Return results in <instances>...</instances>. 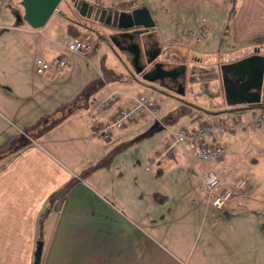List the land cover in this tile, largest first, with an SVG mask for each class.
<instances>
[{"label": "crops", "instance_id": "1", "mask_svg": "<svg viewBox=\"0 0 264 264\" xmlns=\"http://www.w3.org/2000/svg\"><path fill=\"white\" fill-rule=\"evenodd\" d=\"M198 1L199 0H168L169 5L183 7L188 12L194 10ZM207 2L211 5L209 8L211 12H220V10H225V8L228 9V7L230 12L229 0ZM235 6L236 9L234 14L231 16L230 13H228L227 16L229 23H227L228 27L226 31L230 40L228 42L229 45L230 43L237 45V47L254 45L256 48L249 54L253 52L264 54V0H236ZM130 7H136L148 12L153 21V25L147 30L141 32H135V29L128 30L130 32H135L133 40L140 44L142 51L144 47L146 48L147 55H150L157 47H160L157 59L164 63L171 61V67L182 62V64L186 65L184 74L187 76H189V74L192 75L191 71L194 70L195 66L198 64L197 62L202 64H198L199 67H206L210 55H204L205 57L203 56L202 60L200 57L196 56L194 58L196 61H187L184 63V59L182 58L183 53H190V50L185 52L187 45L185 48L178 46L180 47L179 50H182L181 53L178 50V53L175 52V54L165 55L164 58L161 57V53H167L166 51L172 50L171 45L173 46L175 43L188 44V42H185L183 37H181L186 28L180 33L171 34L174 17L172 18L168 12L161 14V17L156 19L153 16L154 11H150L148 6L144 3H140L139 0ZM185 19L189 21V23L196 22L194 17L190 15ZM205 22L206 19L201 18V20L197 22V26L199 27L198 31H194L195 33L192 32L201 42L203 38L207 37L209 29L208 21L206 25ZM109 27L111 30L115 29V33H117L119 29L113 25ZM201 32H204V34H201ZM220 38L223 37L220 36ZM117 39H119V41L124 39L128 41L127 37L120 34L117 35ZM213 43L215 44V41H213ZM215 45L218 47L214 46L216 48L211 50L213 46L212 42L209 40L206 44H202L201 48H198V50L204 54L214 53L218 55V51L215 49H219L222 44L216 43ZM260 48L262 50H260ZM122 51L127 58V56H129L127 52L124 50ZM148 52L151 53L148 54ZM59 54L61 53H57L46 59H53ZM180 55H182V57L178 59ZM190 64L192 70L190 69L189 71ZM209 64L215 67V69L216 66L219 67L216 62L214 64ZM127 67L126 65L125 71L123 70L122 72V75L125 77L127 76V72L131 77V81L127 83L135 82L138 85L140 84L141 86L148 87V85H145L146 82H144L147 80L142 78L139 79L134 75L132 76L133 71ZM5 70L11 72L12 67H8L6 64ZM226 77L230 80L233 78V75L227 71ZM40 80L44 79L41 78ZM214 81V78L203 82L196 79L195 81H191L190 84L198 86L197 92L201 94L200 96L202 98L205 96L203 95L205 93L210 96L212 95L210 101L214 102L218 98L217 93H209L202 87V85H210L212 88L214 86ZM5 82L6 84L0 83V86L5 88V90L0 89V123L13 126V121L9 122V119H13L15 116V99L10 96L7 91L10 90L14 80L11 77H6ZM44 82H46V80L40 82V87H44ZM121 83L122 82L119 81L105 82L93 96L87 98L82 104V107H85L86 111V117L84 119L86 131L88 136L94 140L90 139L91 141L88 145L78 143V148L87 146V153L94 155L92 160L89 158L83 161L81 160V156L79 158H74L73 154L69 153L70 164H68V166L63 162V158H59L49 146L44 144V140H39L45 132H42L43 134H38V137H29L28 139L30 142L28 144L0 159V264H36L37 258L35 256V248L39 238L40 228L38 214L45 204L47 195L65 182L70 174H72L71 176H77L83 169L105 158L107 151L110 149V139L114 135H118V132H120L122 128L128 127L131 123L129 122L125 126L117 128L118 130L116 128L113 129L107 138L99 136L93 137L91 132L90 134L92 136L89 135V130L91 131L94 124L108 121L117 108L128 106L134 95L142 93L139 88L138 90L126 89L120 85ZM192 88H190V90ZM158 90L159 89L156 91ZM20 91L23 93L22 90ZM158 92H160V90ZM109 93L115 94V101L110 105L104 108H96L92 105L98 98ZM170 95L174 96L173 94ZM183 96L180 97L181 99L176 96V98H178V103L184 100L185 97ZM261 98L259 102H261ZM192 103H194V101H192ZM253 103L254 102L240 104L252 105ZM234 105L238 104H227L228 107L220 108V110H209L208 114L212 117H216L220 114L216 113V111L231 112ZM258 105L263 107V103H259ZM173 108V106H169L167 113ZM200 108L204 109L203 107ZM75 113L76 110H72L65 118L55 125V128L61 125H68L70 127L73 123L76 125L77 120L70 121L75 118L73 117ZM186 116L188 115L184 117ZM146 117L148 116L143 115L138 117L132 123L138 122L140 118L144 119ZM202 117L198 119L200 120ZM228 117L229 116H227V118ZM188 118L190 119V116H188ZM31 124L33 123L28 125ZM160 124H162L161 119L160 121L155 120V126H159ZM195 125L196 124L193 122L190 123V126ZM71 129H73V127ZM78 130L79 129L71 131L75 139L79 138L77 136ZM259 130L263 132L264 127L259 128ZM3 131L4 127H0V134H2ZM236 134H238L236 136H239L238 139H243L240 137L241 133ZM39 135L41 136L39 137ZM230 135L233 138V134L231 133ZM219 136L221 141H223L224 137H227L226 134ZM49 142H53L52 144L57 145L62 142V139L54 138L50 139ZM165 143H168V140H165L163 145H165ZM228 143H225V145H228ZM185 144L186 145H182L180 148L181 151L184 154L186 152L191 154V147L188 143ZM233 148L234 147H232V149ZM174 152H176L175 149L170 156H165L163 158L171 160ZM174 156H176V154ZM261 156L262 159H264L263 154H261L260 157ZM222 158H224V156ZM222 158L215 161H220ZM209 161L210 162L204 166L203 172L213 163V160ZM257 161L258 160L255 162ZM257 163H259V161ZM217 170L215 171L221 173L220 170H222V168H217ZM233 171L235 170L233 169ZM225 172L226 171L223 173ZM231 174L234 173L231 172ZM201 175L199 177V185ZM152 176L153 175L140 177V175H135V179L140 183L136 184L138 189L142 188L143 183L146 186L145 193L147 198H149L147 200H143V197H139L137 193H128L126 195H124V192H120V195H116L115 193L106 194L99 189L98 183L100 179L98 177L88 179V176L87 178L83 177L79 179L65 194L63 199L54 204L53 209L42 222L40 234H42L41 236L43 237L44 243L47 245L42 264H264V222H248V220H246L248 217L245 215L247 211L240 213L241 210H246L250 207L249 205L252 204L250 202H252L254 198L260 200L257 195L253 194L251 184H249V190L245 196L240 197L238 195L232 203L220 210L214 209L207 204L205 193L198 186L199 190L204 195L202 198L204 212L199 214L202 208L199 207V209H196L198 205L195 203L193 197L190 207L186 209H176V211H173L171 207H166L164 210H166V213L169 211L170 215L165 219L164 214H162V220L157 221V217L155 216L156 210H159L156 209V207H159V205H157V199L163 198L164 194L163 196L156 194L157 186L155 183H152ZM248 179L250 183L251 178ZM252 209H254V207ZM171 213H175L176 217L171 218ZM48 220L50 224H47Z\"/></svg>", "mask_w": 264, "mask_h": 264}, {"label": "rangeland", "instance_id": "2", "mask_svg": "<svg viewBox=\"0 0 264 264\" xmlns=\"http://www.w3.org/2000/svg\"><path fill=\"white\" fill-rule=\"evenodd\" d=\"M207 1L216 2V0H199L194 10L188 12L183 7L169 5L168 0H139L140 3H144L148 6L150 11H154L153 16L156 19L158 17L160 18L161 14L165 12H168L172 18L174 17L171 34L180 33L186 28L183 36L180 35L188 44L175 43V45H171L172 50L166 51L167 53L162 52L160 55L161 57L164 58L165 55L175 54V52L178 53L180 47L185 48L187 45L185 48L186 51H184L187 52V50H190V53H183V57L182 55L178 57V59L182 57L184 63L187 61H196V59H194L196 56L200 57L201 60L204 55H210V58L205 68L198 66V64L202 65L201 63H196L197 65L194 68L195 76L191 74L187 76L184 74L185 71L183 74H179L178 81L175 83H179V85L172 84V82L168 80L167 82L144 81L146 82L145 85H148V87L141 86L140 84L139 86L135 82L127 83L131 81L130 78H128L129 81L127 80L126 82L119 81L122 82L120 85L126 89L138 90L139 88L141 92L148 97L155 98L159 102L158 104H160V119L162 124L155 126V119L148 115V117L144 119L140 118L138 122L132 123L135 120L131 121L128 127L122 128L120 132L117 131L119 134L116 136L114 135L110 139V149L107 151L106 157L97 161L99 163L95 162L91 164L89 168L92 169L85 177L87 178L89 176L88 179L98 177L100 179L98 183L99 189L106 194L115 193L116 195H120V192H124V195H126L128 193H137L139 197H143V200H147L149 198H147L145 193L146 186L143 183L142 188L138 189L136 184L139 182L135 179V175H140V177L153 175L152 183H155L157 186L156 194L161 196L164 194L163 198L157 199V205H159V207H156V209H159L156 210L155 215L157 221L162 220V214H164L165 219L170 215L169 211L166 213V210H164L166 207H171L173 211H176V209H186L192 205L191 199H193V197L195 203L198 205L196 209H199V207L202 208L199 213L201 214L204 212L202 202L204 195L198 188L199 177L203 172L204 166L210 161L200 160L189 152L184 154L180 148L182 145L186 144L181 143L176 145V152L173 154V159H158L155 164L150 166L149 170H146L145 166L148 164L149 158L154 156L156 150L163 146L164 141L170 139L171 130H176L179 127H188L192 122L196 125L212 124L215 126L219 121L226 123L232 117L237 116L240 118L238 119V126L236 129L229 131L224 129L220 130L218 128V139H220L219 135L225 132L227 136L224 137L222 141L225 147L224 158L220 161L213 160V163L208 166V169L217 170V168H222L223 172L226 171L225 173H219L217 172L218 170L216 172L223 178L230 177L231 180L238 179L242 174H248L247 172L250 171L249 177H252L250 183L247 178L248 183L252 186L253 194L257 195L260 200L254 198L253 201L250 202L252 203L249 205L250 207L246 210H241L240 213L247 211L245 215L248 217L246 219L248 222H264V159H262V156L260 157L261 154L264 156V131L262 132L259 130V128H263L264 125L259 123L258 125L251 124L249 126V124H247L252 114L264 111V108L258 105L259 103H263L262 98L261 102L254 104V106H256L254 108L249 107L247 104H238L233 107L231 106V112L221 110L223 112H220L219 116L216 117L207 114L200 120L196 118L192 121L188 116H181L173 121H167L168 119L164 117L167 114L168 107H175L178 103V98H176V96L180 98L184 95V100L189 102L194 101L196 105L208 111L220 110V108L228 107L225 102V95L220 77L222 64L225 63V61H232L248 55L256 48L254 45H249L247 47H237V45L232 43L229 45L228 42L230 40L226 31L228 27L227 23H229L227 19L229 7L228 9L225 8V10H220V12H211L209 11L211 5ZM104 2L105 4L101 7L106 8V6H108V9H112L114 8L113 5L116 4L118 0H104ZM74 3L75 2L71 0H61L58 8L60 11H64L65 16L60 13V11H55L42 27H33L26 23L23 18L24 10L21 0H11V2L0 6V83L6 84V77H11L14 80L13 85L7 93L15 99V116L13 119H9V122L13 121V126L0 123V127H4L3 133L0 134V142L11 134L17 132L24 133L22 129L26 127V125L36 123L40 116L53 111L61 102L75 97L90 79L102 75L106 68L110 67L116 73L122 74L127 65L130 70L133 71L129 63L130 55L127 53L129 56L126 58V55L122 53L123 51L118 49L110 39V36L115 34V29L111 30L109 24H105L102 21H95L91 16L85 17L80 15ZM128 9L130 10V8ZM128 9L127 11H129ZM189 15L194 17L196 22L189 23V21L185 19ZM201 18H205V25L207 21L209 25L207 37L203 38L202 42L195 37V34H192V32L195 33L198 31L199 27L197 26V22L201 20ZM69 21H77L81 24L76 25L79 34L71 37H76L89 46L84 52L68 51L61 45V41L66 36V25ZM220 36L223 38H220ZM209 40L212 42L213 46L211 50L216 48L214 47L217 46L215 45L216 43L222 44L219 49H215L218 51V55L214 53L204 54L198 50V48H201L202 44H206ZM213 41H215V44ZM260 50L262 49L260 48ZM179 52L181 53L182 50H179ZM57 53L67 54L68 66L64 67L60 72L51 74H40L35 71L34 62L37 56L47 58ZM141 62H145V57L141 56ZM152 62L150 64H152ZM215 62L219 65V67L216 66V69L209 64H214ZM6 64L8 67H12L11 72L5 70ZM164 66H171V61L164 63ZM190 69L192 70L191 64L189 65V71ZM211 74L216 75L214 78L216 81H214V86L211 84L213 86L212 88L210 85H202V87L209 93H217L218 98L214 102L210 101L212 95L210 96L205 93L203 94L205 96L202 98L200 96L201 94L197 92L198 86L190 84V82L193 81L191 80L192 77L200 79V77ZM127 75H129L128 72ZM133 75L141 79L140 74H134V72H132V76ZM41 78L46 80V82H44V87H40V82L44 81L40 80ZM206 80L211 79H200L201 82ZM149 86L159 89L160 92H158L159 90H153V88ZM190 88L192 89L190 90ZM0 89L5 90L2 86H0ZM19 89L22 90L23 93ZM170 94H173L175 97ZM93 95L94 93L89 94L87 97L90 98ZM87 97L85 95L83 96L84 99H77V104L73 109L76 110V113L73 115L75 118L70 120H77L76 125L74 123L71 125L73 129L68 125H61L56 128L53 126L44 129V134L40 132L43 134L42 136L39 135V137L41 136L39 140H44V144L49 146L59 158H63V162L67 165L70 164L69 153H72L74 158H79L81 156V160L83 161L89 158L92 160L94 156L91 153H87V146L78 148V143L88 145L91 140H94L88 136L84 124L86 111L85 107H82V104ZM233 108H240V110H233ZM59 112L60 111H56L54 114L58 115ZM227 116L229 117L227 118ZM50 120L51 117H48L46 120L38 122L35 125L33 124L34 126L31 131L38 132L39 129H42L44 123H48ZM242 127L245 130H241ZM77 129H79L77 134L79 138L75 139L71 131ZM90 132L89 130V135H91ZM231 133L233 134V138L230 135ZM236 133H241L240 137L243 139H238L239 136H236L238 135ZM28 137H32V135ZM54 138H60L62 142L57 145L52 144L53 142H49L50 139ZM225 143H228V145H225ZM166 144L167 143H165V145ZM232 147L234 148L232 149ZM175 154L176 156H174ZM256 160H258L259 163H257L258 161L255 162ZM233 169L235 171H233ZM231 172L234 174H231ZM71 175L72 174H70L67 180L71 178ZM205 197L207 200L206 193ZM253 207L254 209H252ZM175 213H171V218L176 217ZM47 224H50L49 220Z\"/></svg>", "mask_w": 264, "mask_h": 264}, {"label": "built area", "instance_id": "3", "mask_svg": "<svg viewBox=\"0 0 264 264\" xmlns=\"http://www.w3.org/2000/svg\"><path fill=\"white\" fill-rule=\"evenodd\" d=\"M11 0H0V6ZM204 34V32H201ZM61 45L68 51L84 52L89 47L76 37L65 36ZM68 66V56L61 53L53 59L37 57L34 62L37 73H57L64 67ZM115 101V94L109 93L97 101L93 102L96 108H104ZM148 115L157 121H160V107L157 102L144 93H137L131 98L128 106H122L116 109L112 117L105 122L96 123L91 128L93 136L103 138L109 137L114 128L123 127L138 117ZM240 117H232L228 122L219 121L215 126L212 124H202L190 127H179L171 130L170 141L157 150L154 156L150 157L148 164L145 166L149 169L158 159L170 156L176 145L188 143L193 155L203 161L216 160L222 158L225 147L222 141L218 139V128L224 130H233L238 126ZM247 124L264 125V111L257 112L250 116ZM245 127V125H244ZM243 129V127L241 128ZM200 189L206 193L207 204L214 209L220 210L226 208L238 195H246L249 190V183L246 175L242 174L238 179L231 180L230 177L223 178L214 169H207L200 178Z\"/></svg>", "mask_w": 264, "mask_h": 264}, {"label": "water", "instance_id": "4", "mask_svg": "<svg viewBox=\"0 0 264 264\" xmlns=\"http://www.w3.org/2000/svg\"><path fill=\"white\" fill-rule=\"evenodd\" d=\"M61 0H21L23 6V18L27 24L33 27H42L48 21L49 17L53 12L59 11L58 5ZM75 7L80 15L85 17H92L97 21H102L105 24L116 26L117 28H124L132 24L133 30L141 32L147 30L153 25V21L149 16V13L133 7L130 11L121 10L113 12L107 10V8L94 6L87 0H77ZM142 13V14H141ZM128 15L132 22H123V17ZM140 27V28H138ZM117 30V33L110 36L111 41L114 45L120 49L126 51L129 57V63L133 69L134 74H141V78L149 82L155 81L158 77L172 76L175 77L178 73L183 71L186 67L185 64H179L173 66L170 69L164 68L162 61L152 63L151 67L149 64L157 58L160 47L153 50L150 55L146 54V48L140 47V44L133 40L135 32ZM120 34L128 38L127 40L119 41L117 35ZM144 54L145 62H141V56ZM240 72V85L235 88L232 84H229L230 80L226 77V72L230 69ZM221 78L222 86L226 99V104H240V103H258L261 98V90L264 91L263 73H264V54L259 52H253L245 55L234 61L225 62L221 67ZM154 88V87H152ZM253 88L257 93L256 98H249L248 93ZM155 89V88H154ZM250 107V106H249ZM215 113V112H214ZM220 113V111H216ZM42 249V240H37L35 248V256L38 259Z\"/></svg>", "mask_w": 264, "mask_h": 264}, {"label": "trees", "instance_id": "5", "mask_svg": "<svg viewBox=\"0 0 264 264\" xmlns=\"http://www.w3.org/2000/svg\"><path fill=\"white\" fill-rule=\"evenodd\" d=\"M71 1L76 2L77 0H71ZM136 1L137 0H118V2H116V4L113 5V7L116 9L127 10L128 8H131L130 6L134 4ZM88 2L93 4L95 7L96 6L101 7L105 4L104 0H89ZM229 2H230V12L229 13L232 16L236 9V6H235L236 0H229ZM60 13H62L65 16L63 10H61ZM74 22H77V21H72V22L69 21L67 23L66 36H75L79 34V30L76 25H81V24L79 22L77 23H74ZM194 72L195 71L193 70L192 76H195ZM126 77L124 78V75L116 73L112 68H106V70L103 71L102 75L90 79L82 87V89L77 93V95H75V97H73L72 99L68 101L61 102L60 104L56 106V108L53 111L49 113H45L44 115L40 116L37 119L36 123L46 120L48 117H51V120L48 123H44L41 130L39 129L38 132L31 131L32 127L36 124V123H33L34 125L31 124V125L24 127L23 129L24 133L17 132V133L11 134L6 139H4L2 142H0V159L4 157L5 155L10 154L14 151H17L19 148L28 144L30 142V140L28 139L29 138L28 136L32 135V137H36L40 132H43L44 129L51 128L55 126L56 124H58L63 118H65L75 108V105L77 104V99H82L83 96L85 95L87 97L89 94L95 93L104 85L105 82L127 81L128 78H131L129 75H127ZM215 77L216 75L211 74L205 77H200V79H213ZM197 79L200 80L199 78ZM191 80L195 81L196 78L192 77ZM153 90H157V89L153 88ZM152 99L158 103V101L155 98H152ZM233 110H240V108H233ZM56 111H60L58 114L59 116L57 114H54ZM208 113H209L208 110L202 109L192 102L182 100L179 103H177V105L173 109H171L164 117L168 119L167 121H173L177 118H180L181 116L188 115L190 116V120L192 121L196 118L198 119L199 117L207 115ZM91 169L92 168H89V167L85 168L81 172H79L77 176H71L70 179L63 182L61 185L53 189V191H51L47 195L45 204L38 214V223L40 224L38 240H42V249H41L39 258L36 260V264H42L44 253L47 248V245L46 243H44L43 237L41 236L42 234H40V231L42 230V222L46 218L47 214L53 209L54 204L62 200L65 194L74 186V184L78 182L79 179H82L83 177H85L90 172ZM220 172H222V170H220ZM247 173L248 174H244V175H246L247 178H251L249 177L250 171H248ZM239 196L243 197L245 195H239Z\"/></svg>", "mask_w": 264, "mask_h": 264}, {"label": "flooded vegetation", "instance_id": "6", "mask_svg": "<svg viewBox=\"0 0 264 264\" xmlns=\"http://www.w3.org/2000/svg\"><path fill=\"white\" fill-rule=\"evenodd\" d=\"M110 10H112L113 12H116V11H120V9H116V8H112V9H110ZM123 22H128V23H130V22H132V20H131V18L128 16V15H126V16H124L123 17ZM104 23V22H103ZM133 28H134V26L132 25V24H130V25H128L127 27H124V28H119L121 31H128V30H133ZM151 52H148V54H150ZM142 57H144L143 55H142ZM157 61H160L159 59H157V58H155L154 60H153V64L155 63V62H157ZM179 64H182V62L181 63H178L177 65H175V66H178ZM162 65L164 66V64L162 63ZM149 66H152V64H149ZM164 67H166L167 69H170V68H172L171 66H164ZM183 72H184V70L183 71H181L180 73H178L175 77H172V76H166V77H158V78H156V80L155 81H164V82H167V80L168 81H170V82H172V84H175V83H177V79H178V75L179 74H183ZM229 73H231V75H233V78L232 79H230V83L229 84H232V86H234L235 88H237L240 84V80H239V78H240V72H236V71H234L232 68L230 69V71H229ZM221 74H222V71H221ZM141 75V74H140ZM175 85H179V83L178 84H175ZM156 89V88H155ZM255 90L253 89V88H251L250 89V93H248V97L249 98H256L257 97V93L256 92H254ZM261 96H262V100H263V106H264V91L262 90L261 91ZM225 102H226V99H225ZM255 104V102L252 104V105H254ZM251 105V106H252ZM235 106V105H234ZM205 110H207V109H205ZM211 112V111H210Z\"/></svg>", "mask_w": 264, "mask_h": 264}]
</instances>
